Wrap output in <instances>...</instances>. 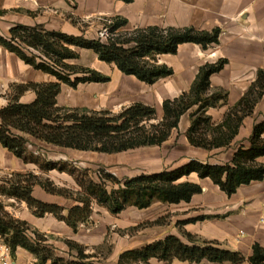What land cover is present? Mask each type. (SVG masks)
<instances>
[{"label":"trees","instance_id":"1","mask_svg":"<svg viewBox=\"0 0 264 264\" xmlns=\"http://www.w3.org/2000/svg\"><path fill=\"white\" fill-rule=\"evenodd\" d=\"M122 1L129 4L134 0ZM126 24L125 20H114L107 41L49 31L41 25H18L10 30L7 38L0 36L1 47L15 54L27 66L56 79V82L28 83L14 88L17 93L13 100L0 111V144L26 164H36L41 170H56L73 176L84 190L85 197L73 198L68 190L57 188L51 182H33L37 178L32 175L27 180L24 176H18L17 185L2 188L0 193L26 202L38 218L48 214L54 216L65 222L74 233L79 231L81 225L90 222L93 214L92 200L106 206L111 214L119 215L128 208L146 210L158 203H189L195 195L203 192L200 185L185 180L192 174L200 179H210L228 196L235 194L242 186L264 179V165L256 162L264 157V123L255 127L250 148L238 149L232 165L217 166L192 161L174 170L137 176L123 183L105 173H102L100 183L86 182L78 178V170L67 171L62 163L41 165L39 156L28 150L29 140L20 134L60 148L118 154L162 145L171 132L178 128L181 117L195 107L197 110L191 115V127L187 135L190 144L205 150L228 146L237 135L243 120L252 114L255 104L264 95V70H261L257 81L230 110L224 122L214 127L207 112L228 102V93L222 89L213 91L210 84V78L221 72L227 64V60L223 59L200 67L188 93L174 100H166L163 103V120L157 124H150L156 118V110L140 103L123 109L117 115H112L108 110L98 112L86 108L59 107L57 97L62 85L75 89L80 84L110 81L108 76L96 70L67 64V61L80 58L77 50H90L99 61L115 65L121 73L134 76L140 82L154 85L174 75L171 68L159 63V56L176 55L180 45L188 43L207 50L219 42L221 34L220 29L201 32L193 28L157 27L120 32ZM77 74L83 76L72 79ZM27 91H33L36 100L30 104H21L20 98ZM208 133H214L211 140ZM106 181L117 187L108 191ZM36 184L49 194L72 199L76 204L66 209L43 203L32 196ZM65 211L67 215L63 214ZM184 235L192 245L184 244L176 236H167L142 249L123 252L118 264H150L154 259L165 264H171L174 260L220 264L246 262L245 257L238 252L222 249L214 242L200 241L191 234ZM0 236L11 247L14 257L17 249L22 248L34 256L35 264H98L95 261L96 255L88 253L87 247L74 241H64L70 251L69 259L58 256L51 243L52 236L11 216L3 205H0ZM249 262L264 264V248L254 245Z\"/></svg>","mask_w":264,"mask_h":264},{"label":"crops","instance_id":"2","mask_svg":"<svg viewBox=\"0 0 264 264\" xmlns=\"http://www.w3.org/2000/svg\"><path fill=\"white\" fill-rule=\"evenodd\" d=\"M116 19L125 20L127 23L120 32L157 27L193 28L201 32L220 29L221 34L219 42L207 50L188 43L180 45L176 55L159 56V63L171 68L174 75L161 79L154 85L140 82L134 76L121 73L115 65L100 61V68L97 71L108 76L110 81L82 84L77 89L78 97H73L71 91L75 92L74 90L62 85L61 93L57 98L59 107L89 108L98 112L108 110L115 113L140 103L154 108L156 116L162 121L163 103L188 93L200 67L224 59L227 60L224 69L210 78L213 91L222 89L228 93L226 105L212 108L207 112L215 127L224 122L230 110L257 81L259 71L264 70V0H134L129 4L122 0H0V36L4 38H7L10 30L18 25L27 27L41 25L49 31L87 37L86 35L95 30L100 31L104 21ZM78 52L81 56L82 52L92 51L78 50ZM50 82H56V79L27 66L15 54L9 53L0 46V111L13 100L17 93L14 89L16 86ZM35 100L36 94L27 91L21 96L20 103L30 104ZM196 110L197 107L181 117L178 128L171 132L168 140L162 145L137 148L155 149L144 152V156L146 160L163 166L158 171L143 175L174 170L192 161L217 166L232 165L238 149L241 147L249 149L255 127L264 123V95L255 104L252 114L243 120L232 142L228 146L212 150L192 146L188 140L191 115ZM20 135L27 138L34 148L44 145L52 150L54 153L53 156L48 157L49 163L50 160L78 163L77 161L97 159V163H104L105 166L113 168L120 165L113 156L128 152L109 155L65 149L37 141L24 134ZM213 135L214 133H209L208 138L211 140ZM102 158H104L103 162ZM256 162L264 165V157L257 159ZM122 165L126 166L124 163ZM168 165L172 167L168 168ZM47 172L44 173L36 164L24 163L0 144V189L17 185L18 176H24L25 179L31 175L38 179L39 176H44L56 186L68 189L75 184L67 173L56 170ZM185 180L200 185L203 192L195 195L189 203L166 204L180 207L181 213L172 218L170 225H158L152 231H148L149 237L146 240L132 236L129 232L120 237V240L115 242L117 246L112 254L111 264H118L119 256L125 251L142 249L171 235L178 237L186 245H192L184 234H191L200 241L214 242L222 249L238 252L245 257L244 264H250L249 259L253 255L254 245L258 244L264 248V179L240 187L232 196L224 193L210 179H200L196 174L190 175ZM32 196L46 204H56L60 207H71L72 204L70 199L49 194L38 184L34 185ZM0 204L4 207L26 208L27 211L23 213L14 210V217L28 222L41 233L62 240L64 244V241L69 240L83 245L88 248L90 254H94L90 250L103 243L104 227L102 226L100 231L86 234L84 230H79L74 233L65 222L57 220L52 215L48 214L45 218L36 217L24 201L0 193ZM194 220L195 222H190ZM120 223L128 228L135 226L136 222L130 216ZM118 227L119 225L115 226ZM180 227H182L181 231H179ZM57 243L56 246L53 244L56 254L59 253ZM15 254L16 264L36 262L34 256L22 248H18ZM95 261L104 264L98 258H95ZM149 263L165 264L155 259ZM171 264L220 263L208 261L189 263L174 260Z\"/></svg>","mask_w":264,"mask_h":264},{"label":"rangeland","instance_id":"3","mask_svg":"<svg viewBox=\"0 0 264 264\" xmlns=\"http://www.w3.org/2000/svg\"><path fill=\"white\" fill-rule=\"evenodd\" d=\"M109 21L111 20H106L104 21L102 24V28L100 31H93L91 32L89 35H86L88 39H99V34L102 31V29L108 25ZM114 22V21H112ZM107 41V40H105ZM78 51V50H77ZM69 65H73L76 67H82V68H89L92 70H98L100 68V61L97 57L96 54H94V52H82L80 58L78 60H70L66 62ZM78 76H83L80 74L74 75L72 77V79L77 78ZM82 85V84H80ZM79 85V86H80ZM67 86V85H65ZM78 86V87H79ZM69 87V86H68ZM78 87L77 88H71L70 89L74 90L75 92L71 91L73 93V97H76L78 94ZM77 93V94H76ZM78 97V96H77ZM58 98V97H57ZM89 109V108H86ZM92 110V109H89ZM94 111V110H92ZM121 111L119 112H115L112 113V115H117L119 114ZM160 120L159 118L156 116V118L154 120H152L150 122L151 123H159ZM209 134V133H208ZM31 145V144H29ZM31 152H35L37 154H35L36 156H39V160L41 165H48V157L53 156L52 154L54 152H52V150L50 151L49 148H46L44 145L39 146L40 148H34L33 145H31ZM29 150V149H28ZM29 150V151H30ZM155 149H136V150H132V151H128L124 154H121L120 156H113V159L117 160L120 165L115 166L113 168L107 167L104 165V163L100 164L97 163L98 160H85V161H77L78 163H74V162H57L54 160H50V163H62L64 168L67 171H72L73 169H76L80 172V174H78V178L82 179L83 181L89 182V181H94L96 183H100V177L102 176V173L104 174H111L113 175L116 179H118L120 182H125L127 179H130L132 177H137L139 175H143L144 173H150V172H155L160 170L163 166H160V164L158 163H152L150 160H146L145 156H144V152H150ZM104 158H102V162ZM97 161V162H96ZM79 163H81L79 165ZM122 163H124L123 166ZM172 167V165H168V168ZM45 169V168H43ZM44 173H48L47 171L43 170ZM68 174V173H67ZM82 174L83 178H82ZM69 175V174H68ZM72 179V181H74V185H72V187L70 189L63 187V186H56L55 184H52L60 189H66L68 190L72 195L73 198H83L85 197V192L84 190H82V188H80V186H78L75 178L71 175H69ZM57 177V176H56ZM29 178H25V180H27ZM32 180V179H30ZM33 182H49L50 181L45 178L44 176H39V179L37 178V180H33ZM106 188L108 189V191H111L114 187H117V185L112 184L111 182L106 181ZM67 199V198H66ZM72 201L71 207L74 206L76 203L75 201H73L72 199H70ZM44 203V202H43ZM3 205V204H0ZM28 205V204H27ZM52 205H56V204H52ZM58 206V205H57ZM71 207H63L66 209H69ZM91 207L93 208V214L91 217V220L88 224H83L81 225L79 230H84V233H90V232H95V231H100L99 229H101V226L104 227L103 231V235H102V239H103V243L102 245L95 247L94 250H90L91 253H94L97 258L101 261V263L104 264H111V260H112V254L115 252L116 246L117 244L115 243L116 241L120 240V237H123L126 233L129 232L130 235L132 236H138L140 239L142 240H146L149 236V232L148 231H152L153 228L157 227L158 225H170V221H172V218L175 215H178L180 212V207H172L166 204H155L154 206H152L149 209L146 210H138L136 208H128L127 210H125L124 213H122L120 216L117 215H113L111 214L108 209L106 208V206L100 205L97 203V201L92 200L91 202ZM7 208H12L7 209ZM29 208V206H28ZM6 212H8L11 216H15L14 210L17 212H26V208L23 209L22 207H5ZM32 210L30 209V212ZM64 215H67V211H65L63 213ZM131 216V219L133 221H135V226H130V227H126L125 224L122 225V223H120L121 220L124 219H129V217ZM46 217V216H45ZM43 217V218H45ZM54 217V216H53ZM55 218V217H54ZM118 226V228H115V226ZM179 226V224H177ZM35 228V227H33ZM115 228V231H114ZM182 230V227H180L179 231ZM57 239H51V243L54 244L56 246V242L57 243V247H59L57 250H59L57 253L59 256L64 257L66 259L70 258V252L68 250V247L66 244L63 243L62 240H57ZM53 241V242H52Z\"/></svg>","mask_w":264,"mask_h":264},{"label":"built area","instance_id":"4","mask_svg":"<svg viewBox=\"0 0 264 264\" xmlns=\"http://www.w3.org/2000/svg\"><path fill=\"white\" fill-rule=\"evenodd\" d=\"M112 21H109L108 25L105 26L99 34V39L105 41L109 38L111 29H112ZM32 147L28 145V149L30 150ZM34 154H37L34 152ZM0 264H16L14 260V256L12 254L11 247L5 242V240L0 236Z\"/></svg>","mask_w":264,"mask_h":264}]
</instances>
